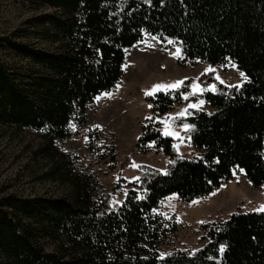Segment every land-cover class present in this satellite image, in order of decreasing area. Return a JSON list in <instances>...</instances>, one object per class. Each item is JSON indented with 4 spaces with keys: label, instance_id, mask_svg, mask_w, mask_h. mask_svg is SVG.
Wrapping results in <instances>:
<instances>
[{
    "label": "trees",
    "instance_id": "16d2710c",
    "mask_svg": "<svg viewBox=\"0 0 264 264\" xmlns=\"http://www.w3.org/2000/svg\"><path fill=\"white\" fill-rule=\"evenodd\" d=\"M23 1L38 13L26 29L0 36V50L12 57L0 58V125L36 131L42 141L35 154L49 162L42 177L59 180L67 191L0 194V264H264V209L206 223L201 248L164 257L158 247L169 229L153 214L167 195L188 201L206 195L235 168L255 188L264 187V0ZM145 33L180 41L182 64L230 58L247 80L205 90L212 111L193 109L179 118L194 125L195 159L181 156L154 119L144 124L137 147L147 152L152 143L170 157V167L140 165L139 180L112 207L115 190L100 193L96 175L76 169L55 141L71 136L73 118L86 122L89 104L121 80L125 49ZM189 89L186 80L147 96L151 111H171Z\"/></svg>",
    "mask_w": 264,
    "mask_h": 264
},
{
    "label": "rangeland",
    "instance_id": "374dc122",
    "mask_svg": "<svg viewBox=\"0 0 264 264\" xmlns=\"http://www.w3.org/2000/svg\"><path fill=\"white\" fill-rule=\"evenodd\" d=\"M37 13L23 0H0V36L26 29L28 19ZM30 36L33 42L39 43L34 34ZM125 50L121 80L111 90L101 92L89 104L84 124L76 118L71 120L70 137L55 141L56 146L73 160L76 169H87L96 175L100 193L115 190L110 201L112 207L123 203L129 189L128 183L139 180L143 173L140 165L162 172H167L170 167V157L157 153L152 143L148 145L147 152L137 147L144 124L154 119L160 124L163 134L167 130L168 136L174 139L181 156L195 159L200 155V150L191 143L189 128L184 127L186 123H179V118L191 114L193 109L212 111L204 98L205 90L215 91L219 83L232 86L247 80L244 71L230 58L222 64L205 60L182 64V46L176 39L163 41L157 35L145 33L141 41ZM0 58L9 61L12 57L0 50ZM178 80L183 84L190 80L184 102L163 115H155L149 107L147 96L177 89H157L155 86L171 85ZM193 83L199 84L202 91H194L191 87ZM212 85H215V90ZM201 100L204 103L198 108L191 107ZM41 141L36 131H17L0 125V194H66L67 186L64 183L42 177L49 162L43 155L35 154ZM113 154L117 158L115 162L111 159ZM116 185H121L122 189H115ZM262 209L264 187L255 188L240 168H235L230 179L206 195L188 201L177 193L169 194L153 210V214L161 216L169 229L159 244V256L164 257L182 249L194 251L201 248L205 243L202 236L206 223L224 221L235 211Z\"/></svg>",
    "mask_w": 264,
    "mask_h": 264
},
{
    "label": "snow or ice",
    "instance_id": "6c2138e0",
    "mask_svg": "<svg viewBox=\"0 0 264 264\" xmlns=\"http://www.w3.org/2000/svg\"><path fill=\"white\" fill-rule=\"evenodd\" d=\"M243 75V74H242ZM245 79H247V77H245ZM183 84V81H180V80H178V81H175L173 84H171V85H156L155 87L157 88V89H161V88H168V87H170V88H178V87H180L181 85ZM191 87L193 88V90L194 91H202V88H201V86L199 85V84H197V83H193L192 85H191ZM212 88H213V90H215V85H212ZM185 99H187V96H185ZM204 103V101L203 100H201L200 102H199V104H196V103H194V104H192L191 105V107L192 108H198L199 107V105L200 104H203ZM149 107H152V105H149ZM184 127L187 129V128H190V127H194V125H189V124H185L184 125ZM169 133H168V131L166 130L165 131V135H168ZM173 135H179V133H172ZM165 174H167V173H165ZM224 246H221V248H223Z\"/></svg>",
    "mask_w": 264,
    "mask_h": 264
}]
</instances>
